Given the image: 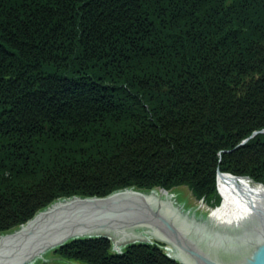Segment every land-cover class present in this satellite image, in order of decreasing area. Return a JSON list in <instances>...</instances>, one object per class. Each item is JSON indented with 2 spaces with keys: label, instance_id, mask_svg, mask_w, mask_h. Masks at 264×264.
Returning <instances> with one entry per match:
<instances>
[{
  "label": "trees",
  "instance_id": "16d2710c",
  "mask_svg": "<svg viewBox=\"0 0 264 264\" xmlns=\"http://www.w3.org/2000/svg\"><path fill=\"white\" fill-rule=\"evenodd\" d=\"M263 130L264 0H0V234L125 188L217 207L219 172L264 185V134L243 144ZM111 250L56 253L181 264L158 244Z\"/></svg>",
  "mask_w": 264,
  "mask_h": 264
},
{
  "label": "water",
  "instance_id": "95a60500",
  "mask_svg": "<svg viewBox=\"0 0 264 264\" xmlns=\"http://www.w3.org/2000/svg\"><path fill=\"white\" fill-rule=\"evenodd\" d=\"M259 134L264 130L243 144ZM167 193L127 189L105 198L59 200L18 231L0 235V264H38L51 251L97 238L110 239L119 254L123 245L160 241L171 247L169 257L181 264H264V201L256 217L218 225L185 216Z\"/></svg>",
  "mask_w": 264,
  "mask_h": 264
},
{
  "label": "bare ground",
  "instance_id": "6f19581e",
  "mask_svg": "<svg viewBox=\"0 0 264 264\" xmlns=\"http://www.w3.org/2000/svg\"><path fill=\"white\" fill-rule=\"evenodd\" d=\"M218 181V190L223 201L210 215L213 223L219 224L222 220L231 221L229 224L244 223L256 217L258 209L263 210V186L248 178H236L231 175H219Z\"/></svg>",
  "mask_w": 264,
  "mask_h": 264
},
{
  "label": "rangeland",
  "instance_id": "374dc122",
  "mask_svg": "<svg viewBox=\"0 0 264 264\" xmlns=\"http://www.w3.org/2000/svg\"><path fill=\"white\" fill-rule=\"evenodd\" d=\"M10 81H12V80H10ZM224 174H229V175L232 176L231 173H224ZM234 177H236V178L238 177V178H248V179H250L249 177H244V176H234ZM250 180L253 181L252 179H250ZM218 183H219V181H218V177H217V181H216L217 191H218V194L220 195L219 190H218ZM238 185L241 186V183H239ZM127 189H134V188H125V189L119 190L117 192L125 191ZM135 190L136 191H140L138 189H135ZM154 190H157V196L161 194V190H164L165 191V189H154ZM117 192H114L113 194H115ZM166 192H168L167 193L168 196H174L175 197V201H176L177 207L183 208V211L185 213V216H189V217H193V218H197V219H201V220H205V221H209V222H212L210 220L211 213L214 211V209L219 208L221 206V204H222V202H221V204L219 206H217V207H211V206L207 205V203L203 199L202 200L197 199V197L192 193V191L188 187H185V186L179 187V188H175V189H172L170 191H167L166 190ZM144 193L149 195V194H152V191H148V192L146 191ZM113 194H110V195H113ZM110 195H108V196H110ZM108 196H106V197H108ZM76 197H78V196H76ZM82 198H94V197H82ZM98 198H105V197H98ZM221 199H222V197H221ZM258 210H262V209H258ZM35 216L31 220H33L35 218ZM225 221H228V220H222L218 225H229V222H231V221H228V222H225ZM27 223L24 224V225H21V226H25V225H27ZM21 226H18L16 228H14L10 232L1 233L0 235H8V234H10V233H12L14 231H18L19 228H21ZM134 233H138V230L137 229H134ZM140 233L145 234V235H149L148 234L149 231H147V230H141L140 229ZM155 244H158L159 246H161V248L164 251H166L168 253V255H170L171 252H173L172 249H171V247H169L167 244L162 243L160 241L159 242L146 243L145 245H155ZM123 246H125L123 249L120 247L121 248L120 250H122V253L124 252V250L127 247H129L131 245H129V246L128 245H123ZM56 251H54L55 253L53 251H51L48 254H46V257H44V260L45 261L44 262H40V263L38 262V264H88L87 262H83L82 260H78V259H71L70 260L68 258H65L64 256H62V254L56 253ZM111 251L114 252V253H117L118 255H120L117 252L114 243H112V250ZM35 264H37V263H35Z\"/></svg>",
  "mask_w": 264,
  "mask_h": 264
},
{
  "label": "flooded vegetation",
  "instance_id": "af4514ba",
  "mask_svg": "<svg viewBox=\"0 0 264 264\" xmlns=\"http://www.w3.org/2000/svg\"><path fill=\"white\" fill-rule=\"evenodd\" d=\"M54 259V258H53Z\"/></svg>",
  "mask_w": 264,
  "mask_h": 264
}]
</instances>
